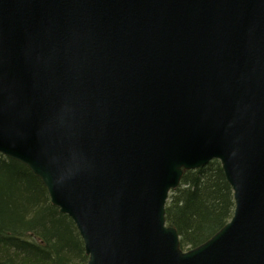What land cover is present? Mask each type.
Masks as SVG:
<instances>
[{"label": "water", "instance_id": "obj_1", "mask_svg": "<svg viewBox=\"0 0 264 264\" xmlns=\"http://www.w3.org/2000/svg\"><path fill=\"white\" fill-rule=\"evenodd\" d=\"M0 154L87 264H264V0H0ZM211 160L233 214L183 250L168 194Z\"/></svg>", "mask_w": 264, "mask_h": 264}, {"label": "trees", "instance_id": "obj_2", "mask_svg": "<svg viewBox=\"0 0 264 264\" xmlns=\"http://www.w3.org/2000/svg\"><path fill=\"white\" fill-rule=\"evenodd\" d=\"M233 191L220 162L183 172L165 204L182 249L195 247L233 214ZM73 220L51 203L40 178L0 154V264H87Z\"/></svg>", "mask_w": 264, "mask_h": 264}, {"label": "rangeland", "instance_id": "obj_3", "mask_svg": "<svg viewBox=\"0 0 264 264\" xmlns=\"http://www.w3.org/2000/svg\"><path fill=\"white\" fill-rule=\"evenodd\" d=\"M189 249V248H188Z\"/></svg>", "mask_w": 264, "mask_h": 264}]
</instances>
